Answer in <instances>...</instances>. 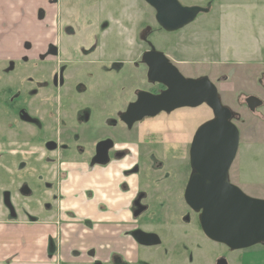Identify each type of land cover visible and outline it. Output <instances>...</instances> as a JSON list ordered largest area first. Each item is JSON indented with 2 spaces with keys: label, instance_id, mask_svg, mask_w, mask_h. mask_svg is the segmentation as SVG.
<instances>
[{
  "label": "flooded vegetation",
  "instance_id": "1",
  "mask_svg": "<svg viewBox=\"0 0 264 264\" xmlns=\"http://www.w3.org/2000/svg\"><path fill=\"white\" fill-rule=\"evenodd\" d=\"M211 5L209 2L208 7ZM149 7L156 20V10ZM120 26L122 34L132 28L116 25ZM157 26L140 28L132 42L131 56L114 60L100 52L99 39L94 38L93 45L88 46L84 40L86 47L73 45L69 49L49 33V39L40 47L30 42L15 45L7 39L8 32H12L9 27L0 29V230L12 229L28 237L22 246L24 252L31 250L34 256L33 262L25 264H101L96 256L80 250L76 239H72V247L65 243V237L74 236L76 228L83 227L87 236H93L94 218L78 215L75 207L76 203H94L99 195L103 199L99 203H113L99 209L114 219L117 228V232L106 231L108 241L130 237L141 254L137 261H131L110 243L107 264H159L167 258L194 264L193 258L198 259V253L204 251L186 242L197 234L207 236L201 229L199 213L188 205L185 193L195 172L193 141L214 115L205 103L197 107L180 104L191 100V96L172 94L165 98L169 86L164 80L151 79L149 74L154 67L160 77L173 67L186 79L207 76L191 75L187 62L160 49L150 39L163 30L158 23ZM151 52L163 53L168 62L154 56L157 63L152 67L146 56ZM98 73L103 77L98 89L106 98L100 100L102 108L110 111L117 107L107 126L120 125L125 130L124 137L115 139L102 130L96 137L95 126L90 124L95 112L91 91ZM263 79H259L262 85ZM112 83L122 86L118 96L108 91ZM217 90L222 104L232 112L240 148L249 122L254 118L264 121V87L237 94L234 105L228 104L218 87ZM139 97L145 99L143 106L124 115ZM251 97L257 100L249 103ZM257 103L262 104L253 109ZM140 110L156 114L136 120ZM238 152L229 170V181L245 192L249 185L241 181L236 164ZM80 165L86 166L82 167L85 172L80 173ZM81 185L87 189L81 191ZM82 194H87L84 201ZM83 220L90 226L84 227ZM130 223L135 225L131 227ZM155 237L157 243L148 245ZM67 246L71 251L65 257ZM217 249L218 246L211 253ZM187 255L190 261H186ZM230 255L232 251L216 257L214 264L223 259L231 264ZM12 263V259L0 260V264Z\"/></svg>",
  "mask_w": 264,
  "mask_h": 264
},
{
  "label": "rangeland",
  "instance_id": "2",
  "mask_svg": "<svg viewBox=\"0 0 264 264\" xmlns=\"http://www.w3.org/2000/svg\"><path fill=\"white\" fill-rule=\"evenodd\" d=\"M179 1L184 6L208 7L209 2L212 5L208 13H200L194 22L182 30L172 33L160 30L150 39H153L160 49L166 50L169 56L187 62L186 66L191 71V75H206L213 80L230 105L238 97L237 94L257 92L259 88L264 87V84H260L259 81L260 78H264L262 77L264 73V0ZM47 10L45 25L48 32L52 33L54 41L57 40L72 49L73 45L86 47L84 40H87L90 46L94 44V38L99 39L100 52L102 54L105 52V55L112 60L131 56L132 42L140 28H144L145 25L158 27L153 10L143 0H49ZM112 20L114 23H111ZM117 20H120L122 26L130 25L132 28L128 27V32L122 34L121 26L116 27ZM133 29L134 32L131 33ZM14 36V32H8L9 42L15 43ZM102 84L103 77L98 73L93 84L94 90L91 91L95 99L93 107L95 112L90 124L95 126L96 137L100 130L103 134L110 133L115 139L124 137L125 130L120 125L107 126L108 121L114 119L117 107H112L110 111L102 108L103 104L100 100L106 101L98 89L102 87ZM118 84L113 86L112 83L108 91L118 96L122 87ZM210 116L211 113L208 111V117ZM246 117L251 120L249 116ZM249 124L245 138L240 143L236 164L241 181L249 185V189L245 192L250 196L264 199V121L254 118ZM82 167L86 166L80 165V173L86 171V168ZM80 187L81 191L87 189L84 185ZM86 196L87 194L81 195L82 201ZM97 199L94 203H76L75 210H79L78 215L86 218L93 217L96 228L93 236L90 235L92 237L90 239L84 233L83 227L72 231L80 250L93 257L96 256L97 260H101V264H107V257L104 256L105 261L100 255L108 253L111 243L117 250L125 252L129 260L137 261V257L141 254L132 238L128 237L126 240L116 238L117 240L109 242L105 239L106 235L102 238L99 236L104 233V230L117 232L115 231L117 228L114 227L113 218L99 212L105 204L113 205V203H99L103 200L100 195ZM124 205L126 206L127 203ZM124 217L129 222V215ZM83 221L84 227L90 226L88 221ZM134 225L135 223L129 224L131 227ZM115 236L120 235L115 234ZM96 239L100 241H95ZM186 242L190 247L197 246L204 250L203 255L198 253L200 256L198 259L196 256L193 258L196 261L193 262L194 264H214L216 257L227 256L230 253L225 246L216 245L199 234L188 237ZM71 244L69 243L72 247ZM217 246V252L212 254V249H216ZM66 250H69L68 246ZM185 252L188 253L189 250L186 249ZM230 258L231 264H264V245L234 251ZM190 260L187 255L186 261ZM167 262L168 264H185L184 261L175 262L174 258L163 259L159 264H167Z\"/></svg>",
  "mask_w": 264,
  "mask_h": 264
},
{
  "label": "water",
  "instance_id": "3",
  "mask_svg": "<svg viewBox=\"0 0 264 264\" xmlns=\"http://www.w3.org/2000/svg\"><path fill=\"white\" fill-rule=\"evenodd\" d=\"M144 1L156 10L157 23L169 33L183 29L194 22L200 13L210 11L208 7L184 6L179 0ZM146 56L150 58L152 67L157 63L152 59L154 56H160L163 61L168 62L161 52H151ZM153 68L150 78L164 80L169 86L165 98L172 94H180L186 98L191 96V100L182 101L180 104L197 107L205 103L214 115L212 120L202 126L193 141L192 163L195 172L185 193L188 205L199 213L202 231L209 240L232 252L264 245V199L246 194L229 181V170L239 150L240 137L238 129L231 121L232 112L222 104L217 87L207 77L186 79L173 67L176 72L172 68V73L164 72L171 77L170 80L165 74L158 77V71ZM180 82L183 83L182 86L176 84ZM253 100L257 99L251 97L248 102ZM144 102L145 99L139 97L138 102L124 115L139 110ZM261 104L257 103L253 109ZM140 111V117L136 120L156 114L152 111ZM156 243L155 237L147 244ZM217 264L228 262L223 259Z\"/></svg>",
  "mask_w": 264,
  "mask_h": 264
},
{
  "label": "crops",
  "instance_id": "4",
  "mask_svg": "<svg viewBox=\"0 0 264 264\" xmlns=\"http://www.w3.org/2000/svg\"><path fill=\"white\" fill-rule=\"evenodd\" d=\"M48 6L49 0H0V29L2 30L3 26L7 25L10 31L15 33L13 37L15 41L13 44L15 45L30 42L34 46L40 47L43 41L49 39V32L45 27ZM111 23H114V21L112 20ZM119 24H121L120 20H117L116 25ZM99 236L101 238L105 236V239H107L106 231L104 230V233ZM26 238L28 237L24 233L15 232L12 229L0 230V260L12 259V264L33 262V252L31 250L24 252L22 246L24 245L23 240ZM88 238L92 237L88 236ZM72 239H74L73 236H66L65 243H72ZM95 241L100 240L96 239ZM70 251H65V257H68ZM107 255L108 253L100 256L104 258ZM104 259L106 260V258Z\"/></svg>",
  "mask_w": 264,
  "mask_h": 264
}]
</instances>
